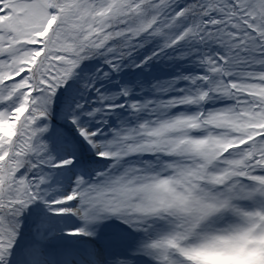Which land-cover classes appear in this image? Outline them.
<instances>
[{
  "label": "snow or ice",
  "instance_id": "obj_1",
  "mask_svg": "<svg viewBox=\"0 0 264 264\" xmlns=\"http://www.w3.org/2000/svg\"><path fill=\"white\" fill-rule=\"evenodd\" d=\"M0 264H264V0H0Z\"/></svg>",
  "mask_w": 264,
  "mask_h": 264
},
{
  "label": "rangeland",
  "instance_id": "obj_2",
  "mask_svg": "<svg viewBox=\"0 0 264 264\" xmlns=\"http://www.w3.org/2000/svg\"><path fill=\"white\" fill-rule=\"evenodd\" d=\"M156 74L157 75H161V76H165L166 75V73L164 71H156ZM134 75H135V73H134Z\"/></svg>",
  "mask_w": 264,
  "mask_h": 264
},
{
  "label": "trees",
  "instance_id": "obj_3",
  "mask_svg": "<svg viewBox=\"0 0 264 264\" xmlns=\"http://www.w3.org/2000/svg\"><path fill=\"white\" fill-rule=\"evenodd\" d=\"M133 74V73H132Z\"/></svg>",
  "mask_w": 264,
  "mask_h": 264
}]
</instances>
